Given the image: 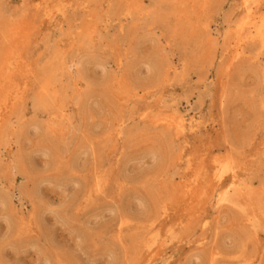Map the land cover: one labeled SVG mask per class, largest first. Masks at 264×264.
Segmentation results:
<instances>
[{
	"label": "rangeland",
	"instance_id": "obj_1",
	"mask_svg": "<svg viewBox=\"0 0 264 264\" xmlns=\"http://www.w3.org/2000/svg\"><path fill=\"white\" fill-rule=\"evenodd\" d=\"M53 1L0 0V34L7 19L34 17L40 5L29 47L32 66L41 57L39 78L60 58L68 66L49 107L31 89L0 133V264H162L145 259L148 231L190 170L188 158L206 168L215 157L234 159L244 186L233 202L215 206L213 198L202 208L201 221L170 246L169 264H263L264 229L254 231L246 213L264 206V48L244 40L235 53L241 1L201 0L182 22L169 0H144L148 14L128 19L126 0H103L108 29L68 52L64 43L74 35L70 27L81 29L82 11ZM51 2L70 10L68 18L41 27ZM204 22L215 36L213 58ZM172 64L179 72L163 76ZM122 84L140 98L119 99ZM149 103H181L200 127L178 136L140 118ZM61 106L65 117L53 119ZM120 120L124 133L115 137Z\"/></svg>",
	"mask_w": 264,
	"mask_h": 264
},
{
	"label": "bare ground",
	"instance_id": "obj_2",
	"mask_svg": "<svg viewBox=\"0 0 264 264\" xmlns=\"http://www.w3.org/2000/svg\"><path fill=\"white\" fill-rule=\"evenodd\" d=\"M72 1L73 0L66 1L65 5L68 3V5L70 4L72 9L75 10L81 8L83 20L80 22V25H78V27L81 28L79 31L75 30L77 27H74L72 31L69 26V32L74 33V35L68 45L66 42L64 43L66 52H68L73 45L79 43L84 45L87 41L96 42V37H102V31L109 27V23L107 22L109 18H105L102 15L101 7L103 0H83L81 3L76 2L77 0H74V3ZM94 1L98 3V7L93 5ZM104 1L110 3L111 0ZM169 1L172 7L171 14H174L178 21L185 22L190 19L191 13H196L199 8L198 4L201 0ZM240 1L242 9H244V17L233 29V36H235V43L233 46L236 54L239 53L241 46L240 42L244 40L255 41L261 48H264V0ZM126 3L127 12L125 13V19L129 17L134 18L135 15L144 16L148 14L144 5V0H126ZM51 5L52 2L44 6L41 27L46 23L51 25V23L53 24L54 22L61 26L64 19L66 18L67 20L68 18L67 13L70 10L65 13L63 11L64 8L58 7L55 9L51 8ZM40 13L41 7L37 5L34 17L38 16ZM34 17L22 16L16 20H2V24L4 21L6 22L3 24L0 34V54L2 55L0 56V133H2L6 124L9 123L16 109L25 106V97L27 96V92L31 89H37L38 99L39 102L42 101V104L43 102L44 104L48 101L49 103L52 102L53 96L51 97V95L54 94L58 96L59 89L57 81L60 79L59 76H62L68 69L67 64L65 65L64 61L61 62L60 58L59 61H57V65L50 72L48 69V72L45 73V79L42 77L39 78L42 72L37 66L41 57L38 59L36 67L32 66L29 62V47L32 37L37 31ZM203 26L205 40L210 46L209 54L211 58H213L215 54V36L213 35L211 26L207 22H204ZM120 27L122 30L124 29L123 24H121ZM58 52H56L57 56ZM53 55H50V57H53ZM49 64L52 65V63ZM117 65L120 67L121 62H118L116 66ZM47 66L49 67V65ZM37 71L39 72L38 74ZM178 72V65L172 64L169 65L167 69H164L163 76L167 77L170 74H177ZM116 91L117 97L123 102H129L132 98H140L138 97L140 93L135 91V88L129 89L126 84L120 85ZM143 94H147V92L142 93V95ZM35 99H37V97ZM37 102L38 101H36V103ZM180 104H175L171 108L163 109L157 104H146L140 118L151 120L154 124L174 131L178 136H185L187 138L190 133L196 132L201 123L195 115L187 118L186 115L180 111ZM47 106L49 107V105ZM62 108L63 106L57 109L58 111L52 110L51 113L49 112L50 116H52L53 119L64 118V110L59 113V110ZM124 125L125 120H120L118 122L115 129V137H121L123 135ZM187 162L190 166V170L184 172L182 180L174 187L171 196L166 200L163 213L160 216L159 226L152 225L148 231L150 236L149 239H147L144 251L146 261L160 260L162 264H169L173 256V248H170V246L172 245L174 247L175 244H179L182 241V232L191 229L196 223L201 221L202 208L206 207L213 198L216 200L215 206L223 202H233V196L239 190H242L244 186L243 168L239 167L236 161L231 157L213 158L210 162V168L193 167L191 158H188ZM262 186H264V184ZM221 187L222 190L218 192V189ZM262 198L264 200V193ZM246 221L253 227L254 231H256L257 226L264 229V206L247 212ZM208 224L209 221H206L203 226L207 227ZM203 242L204 239L197 241V243Z\"/></svg>",
	"mask_w": 264,
	"mask_h": 264
}]
</instances>
